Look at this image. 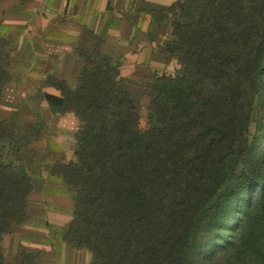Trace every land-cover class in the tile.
Wrapping results in <instances>:
<instances>
[{
    "label": "trees",
    "instance_id": "1",
    "mask_svg": "<svg viewBox=\"0 0 264 264\" xmlns=\"http://www.w3.org/2000/svg\"><path fill=\"white\" fill-rule=\"evenodd\" d=\"M154 13L172 22L163 51L180 64L174 75L134 87L84 26L82 69L50 79L61 95L46 99L80 120L73 157L51 169L74 205L63 240L91 264H264V0H177ZM21 59L0 30V108ZM47 135L41 116L21 127L0 119V264H42L50 253L10 257L5 245L30 220Z\"/></svg>",
    "mask_w": 264,
    "mask_h": 264
},
{
    "label": "crops",
    "instance_id": "2",
    "mask_svg": "<svg viewBox=\"0 0 264 264\" xmlns=\"http://www.w3.org/2000/svg\"><path fill=\"white\" fill-rule=\"evenodd\" d=\"M177 0H6L11 10L3 18L1 33L20 52L14 79L3 88L0 119L31 123L38 116L48 122V135L39 143L49 156L34 166L33 191L28 199L30 220L9 236L10 257L24 250L43 249L42 264H91L92 253L66 246L63 232L73 219L74 205L67 187L51 177L60 160L73 157L80 120L62 113L46 95L60 96L51 77L73 80L83 67L75 53L82 27L104 42L103 51L120 61L121 77L142 87L152 76L174 75L180 68L163 48L172 39L169 19H156L155 11ZM13 28V29H10ZM140 99L141 90L133 92ZM22 113L21 117L20 114ZM17 123V122H16Z\"/></svg>",
    "mask_w": 264,
    "mask_h": 264
},
{
    "label": "rangeland",
    "instance_id": "3",
    "mask_svg": "<svg viewBox=\"0 0 264 264\" xmlns=\"http://www.w3.org/2000/svg\"><path fill=\"white\" fill-rule=\"evenodd\" d=\"M2 8H4L3 10H2V12H4V16H3V18L4 17H6V13L9 11V10H11V8H9L8 6H7V4H6V2H4L3 3V6H2ZM10 29H13V28H10ZM138 107V111L142 114V122H141V124H142V126H145V124H146V121H147V116H148V113H147V105H146V102H142V103H139V105L137 106ZM21 115H22V113L20 114V116L19 117H21ZM16 124H17V126L18 127H21V125H20V123H21V121H20V119L18 118L17 120H16ZM256 133H257V131H256V124L255 123H253L252 125H250V128H249V134H250V137L252 138V137H254L255 135H256Z\"/></svg>",
    "mask_w": 264,
    "mask_h": 264
}]
</instances>
